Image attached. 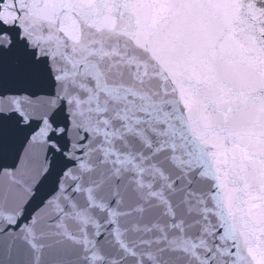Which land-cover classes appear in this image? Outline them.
Here are the masks:
<instances>
[{
    "label": "snow or ice",
    "instance_id": "snow-or-ice-1",
    "mask_svg": "<svg viewBox=\"0 0 264 264\" xmlns=\"http://www.w3.org/2000/svg\"><path fill=\"white\" fill-rule=\"evenodd\" d=\"M0 264H264V0H0Z\"/></svg>",
    "mask_w": 264,
    "mask_h": 264
}]
</instances>
